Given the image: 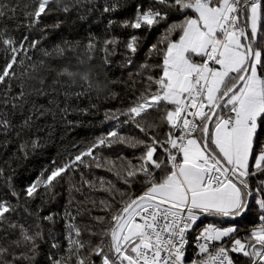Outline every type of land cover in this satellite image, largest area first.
<instances>
[{"label":"snow or ice","instance_id":"1","mask_svg":"<svg viewBox=\"0 0 264 264\" xmlns=\"http://www.w3.org/2000/svg\"><path fill=\"white\" fill-rule=\"evenodd\" d=\"M83 3L32 0L20 9L0 0V21L22 11V26L31 32L53 4L67 14ZM118 7L105 4L103 12ZM134 7V18L122 27L151 33L166 25L138 69L121 81L134 99L106 109L110 130L72 142L60 162L53 160L21 190L9 179L13 199L0 196V264H40L48 240L47 264H264V0H148L147 8L143 2ZM174 13L183 19L169 23ZM121 43L115 36L102 43L95 37L87 44L64 41L37 58L39 40L30 34L17 39L0 24L4 144L13 134H27L19 148L26 157L29 148L42 147L38 133L53 127L41 124L47 117L73 125L67 119L73 95L95 92L98 98L116 83L101 80L96 54L111 68L109 57ZM124 47L121 67L127 70L141 38L131 35ZM77 86L80 91H72ZM65 185L61 251L52 229L47 235L44 229L59 214L43 213ZM253 203L258 222L242 229L238 221ZM207 217L220 222L202 225Z\"/></svg>","mask_w":264,"mask_h":264},{"label":"trees","instance_id":"2","mask_svg":"<svg viewBox=\"0 0 264 264\" xmlns=\"http://www.w3.org/2000/svg\"><path fill=\"white\" fill-rule=\"evenodd\" d=\"M13 4H19L20 9H23L24 5H32V0H11ZM67 2V0H66ZM143 2L145 8L148 6V0H91L88 3L85 0L80 7L74 9L70 13H62L56 10V5L53 4V11L50 15L43 17L38 29L30 30L22 25H26L27 21L24 19L22 11L17 12L16 17L12 19L5 18L4 21H0V24L7 27L9 34L17 39L22 38L24 35H29L31 39H37L40 41V48L36 50L35 55L37 58H41L42 49L49 51L57 44H62L64 41L69 42H81L87 44L90 37L97 38L100 43L106 38L113 36L117 37L123 43L120 44L116 55L109 57L112 61L111 68H105L101 54L97 53L96 58L93 61V66L96 71L100 72L101 80L107 79L116 81L111 84L108 89L99 94L93 92L90 96H81L77 99L74 95L69 101L70 112L67 117L68 120L73 121V125L69 126L66 122H62L59 118L53 121L49 116L45 121H42V125H53L49 130L40 131L38 133L42 147L35 151L29 148L27 156L23 152L19 151L20 144L25 139H29V136L25 134L21 138H17L13 134L9 139L10 143L4 144L3 138H0V168H3L4 175L0 177V196H5L8 199L11 198L8 192V182L11 179V183L14 184L17 190H21L24 186L34 181L39 175L40 171L46 166H51L52 161L56 160L60 162L67 154L66 149L70 148L72 142L88 141L110 130V125L105 121L106 109L125 108L134 99L130 87L121 81L128 79V71L135 72L139 65L145 60L148 45L156 43L160 37V34L164 31L166 25L153 30L151 33L147 29L133 30L131 28L122 27L124 20L132 19L135 16V5ZM118 3L119 7L114 12L104 13L103 7L105 4ZM31 10V8H29ZM183 19L182 16L172 14L169 23L179 21ZM109 20L113 21L109 24ZM59 23V28L55 25ZM17 26H20L19 28ZM40 29H46L41 33ZM138 35L141 38V50L135 57V64L125 70L121 67L124 61V53L126 49L124 44L127 42L131 35ZM83 48L80 49L82 53ZM3 57L0 56V65L3 64ZM155 62V57L153 58ZM73 66L75 65V59L72 60ZM73 70H75L73 68ZM139 79V78H137ZM72 91L79 92L80 88L77 86ZM109 92L117 93L115 99L107 98ZM63 101V96L60 97ZM41 103L46 101L41 100ZM92 105H95L93 108ZM63 107V103L61 104ZM83 109L88 110V114H85ZM114 126V122H112ZM125 132L129 129L125 128ZM50 133V134H49ZM131 156V149H124ZM139 155V153H137ZM100 175H106L104 172H100ZM67 186H63L58 191L61 192V196L55 203H50L44 206L45 210L43 214H48L49 211L58 213L57 223L55 225L45 222L44 229L45 235L48 233V229H52L53 233L58 237V242L62 245L61 251L65 244L64 236V221L61 219L63 215L64 206L66 204L68 194L66 190ZM139 191V189H137ZM78 195V194H77ZM15 201L13 200V203ZM39 203V201H37ZM102 214V213H94ZM88 218L85 217L86 221ZM84 221H81L83 223ZM219 223L217 219L204 218L202 219V225L205 223ZM255 204L253 203V211L248 214L244 219L238 221L242 229H247L257 223ZM243 235V232L241 233ZM85 239L88 236L85 235ZM53 241L48 240L41 246V252L37 256V260L40 264H47L48 254L50 251V245ZM190 254L193 253L192 248L189 247ZM55 251V250H52Z\"/></svg>","mask_w":264,"mask_h":264},{"label":"built area","instance_id":"3","mask_svg":"<svg viewBox=\"0 0 264 264\" xmlns=\"http://www.w3.org/2000/svg\"><path fill=\"white\" fill-rule=\"evenodd\" d=\"M192 256H193V253L190 254V249L188 248L187 249V257H188V259L191 260Z\"/></svg>","mask_w":264,"mask_h":264},{"label":"water","instance_id":"4","mask_svg":"<svg viewBox=\"0 0 264 264\" xmlns=\"http://www.w3.org/2000/svg\"><path fill=\"white\" fill-rule=\"evenodd\" d=\"M207 218H210V219H217V218H212V217H207ZM218 220V219H217Z\"/></svg>","mask_w":264,"mask_h":264},{"label":"rangeland","instance_id":"5","mask_svg":"<svg viewBox=\"0 0 264 264\" xmlns=\"http://www.w3.org/2000/svg\"><path fill=\"white\" fill-rule=\"evenodd\" d=\"M224 226H227V224H225Z\"/></svg>","mask_w":264,"mask_h":264}]
</instances>
